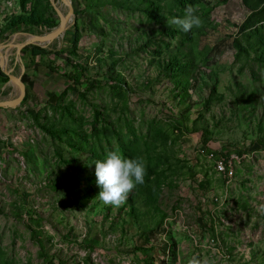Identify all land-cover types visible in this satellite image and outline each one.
Returning <instances> with one entry per match:
<instances>
[{
    "label": "rangeland",
    "instance_id": "rangeland-1",
    "mask_svg": "<svg viewBox=\"0 0 264 264\" xmlns=\"http://www.w3.org/2000/svg\"><path fill=\"white\" fill-rule=\"evenodd\" d=\"M55 1L70 31L39 47L59 57L28 58L31 101L0 109V264H264V0ZM187 5L190 32L167 23ZM25 20L62 23L49 0H0V46ZM201 148L245 160L228 181ZM108 151L146 163L120 207L97 198Z\"/></svg>",
    "mask_w": 264,
    "mask_h": 264
},
{
    "label": "clouds",
    "instance_id": "clouds-1",
    "mask_svg": "<svg viewBox=\"0 0 264 264\" xmlns=\"http://www.w3.org/2000/svg\"><path fill=\"white\" fill-rule=\"evenodd\" d=\"M198 11L195 5H187L183 18H173L167 23L190 32L194 27L203 26ZM145 175L146 163L143 158H125L118 151H108L103 160L95 162L96 183L101 189L97 198L105 206L120 207L137 186L145 183ZM187 264H201V261L193 256Z\"/></svg>",
    "mask_w": 264,
    "mask_h": 264
},
{
    "label": "water",
    "instance_id": "water-1",
    "mask_svg": "<svg viewBox=\"0 0 264 264\" xmlns=\"http://www.w3.org/2000/svg\"><path fill=\"white\" fill-rule=\"evenodd\" d=\"M50 4L53 8V10L58 14L59 18L61 19L62 23L60 27L49 34H44V35H37V36H28L27 40L19 45H14L13 43H10L8 45H3L0 46V68L2 71L9 77L10 82L7 84H12V82H16L18 86V91H19V98L14 100V101H3L0 102V109H19L22 108L27 100V87L25 83H23V77L27 71V66L26 63L24 62L22 58V51L29 47V46H39L42 43H52L57 40H63L67 34L70 31L71 28V16H65L63 15L60 11L57 10L56 8V1L55 0H49ZM66 4H68V1H65ZM27 36V35H25ZM7 48H14L16 50V56H17V63L20 64V70L19 74L17 76H13L11 73L7 72L6 70V61L7 58L3 56V51ZM6 59V60H5Z\"/></svg>",
    "mask_w": 264,
    "mask_h": 264
},
{
    "label": "trees",
    "instance_id": "trees-1",
    "mask_svg": "<svg viewBox=\"0 0 264 264\" xmlns=\"http://www.w3.org/2000/svg\"><path fill=\"white\" fill-rule=\"evenodd\" d=\"M57 27H58L57 25L50 24V23L38 24L36 22H33L32 20L18 21L14 23L10 28L13 34L9 35V37L5 38L3 41L5 43L9 41L10 39H12L14 36H20L22 32H24V34L27 36H37L36 31H38L39 29H43V28L53 29ZM72 41L74 43L77 41L75 36L71 38L70 43ZM59 54H60V51L58 50L57 47L40 48L39 46L33 45V46H29L25 48L22 51V58L24 62L26 63V66L28 67V64H27L28 61L29 63H31V61H33L35 58L38 59L42 57H50L52 55L54 57H59ZM28 58L29 60L27 61ZM49 69L51 72L55 74H58L60 72V69L56 68L55 66H50ZM19 70H20V66L16 65L14 68V72H17ZM73 73L74 74L72 76L66 75V78L72 85H81L82 84L81 78L84 79L85 76L82 74V72L78 68H73ZM9 82H10L9 77L0 68V88L7 85ZM94 88H95L94 85L88 82L85 90L91 91ZM30 101H31V94H30L29 88L27 87V100H26L25 105L29 104ZM0 213H4V210L0 209Z\"/></svg>",
    "mask_w": 264,
    "mask_h": 264
},
{
    "label": "built area",
    "instance_id": "built-area-1",
    "mask_svg": "<svg viewBox=\"0 0 264 264\" xmlns=\"http://www.w3.org/2000/svg\"><path fill=\"white\" fill-rule=\"evenodd\" d=\"M198 154L205 158L213 165V170L217 176L223 177L228 181H232L236 177L238 165L242 164L245 156H238L234 152L229 151H210L207 148L198 150Z\"/></svg>",
    "mask_w": 264,
    "mask_h": 264
},
{
    "label": "bare ground",
    "instance_id": "bare-ground-1",
    "mask_svg": "<svg viewBox=\"0 0 264 264\" xmlns=\"http://www.w3.org/2000/svg\"><path fill=\"white\" fill-rule=\"evenodd\" d=\"M65 1H66V0H62V2H64V3L66 4ZM12 85H13L14 88L18 89V86H17V83H16V82H12Z\"/></svg>",
    "mask_w": 264,
    "mask_h": 264
}]
</instances>
